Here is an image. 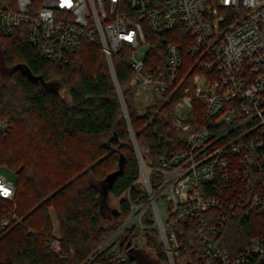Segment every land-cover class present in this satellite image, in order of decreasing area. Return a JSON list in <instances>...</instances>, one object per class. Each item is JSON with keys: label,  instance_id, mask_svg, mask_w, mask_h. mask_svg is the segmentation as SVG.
I'll use <instances>...</instances> for the list:
<instances>
[{"label": "built area", "instance_id": "obj_1", "mask_svg": "<svg viewBox=\"0 0 264 264\" xmlns=\"http://www.w3.org/2000/svg\"><path fill=\"white\" fill-rule=\"evenodd\" d=\"M145 26L157 34L183 26L186 45L168 43L165 65L149 69L147 53L135 57L149 43ZM18 29L57 63L84 41L100 44L113 77L114 58L128 49L132 83L155 95L153 103L182 93L172 125L188 134L186 144L149 166L135 143L146 198L130 201L108 246L137 226L126 251L159 250L167 264L190 251L200 264H264V236L236 255L220 240L227 222L264 213V0H159L158 7L152 0H0V30ZM184 50L193 58L188 67ZM9 131L1 121L0 132ZM22 220L16 183L0 174V234ZM183 222L195 224L196 239H180ZM51 247H60L59 234ZM110 255L129 259L118 245Z\"/></svg>", "mask_w": 264, "mask_h": 264}, {"label": "trees", "instance_id": "obj_2", "mask_svg": "<svg viewBox=\"0 0 264 264\" xmlns=\"http://www.w3.org/2000/svg\"><path fill=\"white\" fill-rule=\"evenodd\" d=\"M152 3L159 6V0ZM145 31L151 46L145 58L149 69L165 65L168 43L186 45L183 26L162 34L147 26ZM0 50L9 69L6 82L0 67V122L10 125L8 134L0 132V165L18 173L16 201L23 218L18 227L0 234V264H137L141 251H126L141 232L137 226L103 248L132 212L130 201L138 204L146 198L137 183L140 164L131 136L149 166L183 148L188 134L172 125L182 93L166 92L140 113L134 104L137 88L128 49L113 60L117 83L98 43L84 41L66 62L57 63L28 41L25 30L12 35L0 30ZM184 58L188 67L193 58L186 50ZM109 195L120 198V206L112 212L114 222L105 225L102 208ZM182 228L183 242L188 235L197 238L194 223L183 222ZM57 234L61 254L51 247ZM255 236H264V213L227 222L220 240L236 255ZM115 245L128 260L110 255ZM156 256L167 262L164 252L158 250ZM181 262L200 264L193 251Z\"/></svg>", "mask_w": 264, "mask_h": 264}, {"label": "rangeland", "instance_id": "obj_3", "mask_svg": "<svg viewBox=\"0 0 264 264\" xmlns=\"http://www.w3.org/2000/svg\"><path fill=\"white\" fill-rule=\"evenodd\" d=\"M150 47H151L150 43L143 45L139 50L135 51V57L137 58L143 57L148 52ZM0 67L3 70V79L6 82H8L9 81V78H8L9 69L4 64L3 55H2L1 50H0ZM56 83L55 85L59 87V90L61 94L63 95V97L65 98V100L70 101V96L67 90L60 84L59 81H56ZM119 93L121 96V100L123 102L125 115L128 117V112H127L126 105L123 99V95L121 94V92ZM154 98H155V95L151 94V92H147L144 94L143 92L137 89V92L134 97V104L137 110L140 113H143L145 111L146 106L153 103ZM176 111H177V115L182 116V113L180 112V110L177 109ZM129 125L131 126L130 121H129ZM131 137H132V142L135 144L136 138L133 133ZM0 174L5 176L10 181L16 182L18 180V173L9 165H0ZM119 206H120V198H117L113 195H109L106 198V202L102 208V221L105 225H107L108 222H112V223L114 222L115 218L112 216V212L114 209H118ZM115 236L116 234L110 237L105 242L103 247H105L106 245L108 246V244L111 243V241L113 240ZM141 250H142L141 251L142 256H140V258L137 259V262H136L137 264H167V262H164L159 256H156L155 255L156 253H153L146 249H141ZM56 252L61 254V247L57 248ZM177 264H185V263L178 261Z\"/></svg>", "mask_w": 264, "mask_h": 264}, {"label": "water", "instance_id": "obj_4", "mask_svg": "<svg viewBox=\"0 0 264 264\" xmlns=\"http://www.w3.org/2000/svg\"><path fill=\"white\" fill-rule=\"evenodd\" d=\"M114 78H115V76H114ZM118 89H119V86H118ZM119 92H120V89H119ZM117 173H118V172H116V173L110 175V176H109V180L112 181V180L115 178V176L117 175Z\"/></svg>", "mask_w": 264, "mask_h": 264}, {"label": "crops", "instance_id": "obj_5", "mask_svg": "<svg viewBox=\"0 0 264 264\" xmlns=\"http://www.w3.org/2000/svg\"><path fill=\"white\" fill-rule=\"evenodd\" d=\"M143 258V257H142Z\"/></svg>", "mask_w": 264, "mask_h": 264}]
</instances>
